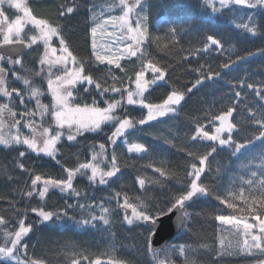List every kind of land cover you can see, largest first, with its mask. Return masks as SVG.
Returning a JSON list of instances; mask_svg holds the SVG:
<instances>
[{"label": "trees", "instance_id": "16d2710c", "mask_svg": "<svg viewBox=\"0 0 264 264\" xmlns=\"http://www.w3.org/2000/svg\"><path fill=\"white\" fill-rule=\"evenodd\" d=\"M105 1L25 0V3L37 19L62 30L60 36L76 58V65L84 68L82 75L92 77L102 88L122 89L131 85L130 81L139 71L137 60H124L120 68L100 64L93 58L90 48V9ZM68 7L74 9L73 13H67ZM213 7L217 11H213ZM145 9L149 33L144 42L143 57L165 73V81L146 90V102L160 104L170 92L179 91L185 94L181 105L174 113L142 126L138 121L146 116L145 109L136 105L127 108V118L134 120L136 125L126 133L125 139L128 143L142 144L145 151L141 155L126 153L124 144L104 138L103 130L84 132L74 141L62 138L57 143L55 159L34 153L26 145H0V220L3 221L0 223V241L5 229L19 228L23 220L24 226H30V231L22 238L20 253L29 262L93 264L99 260L100 264H112L113 261L118 264H259L264 261V254L239 253L238 247H228L230 243L236 244L239 236L215 217L249 216L248 205L243 200L230 201L237 204L233 210L221 204L217 197H227L230 192L239 197L241 187L248 195L249 186L244 181L253 179L251 172L258 173L257 181L264 178L259 175L264 141H253L233 156L234 145L232 148L221 147L210 140H193V137L198 126L211 134L217 123L212 122L214 117L229 107L234 108L230 121L237 126L233 133L235 141L245 143L258 135L260 129L251 123V118L252 113L259 115L264 110V100L256 95L257 89L264 94V7L232 3L210 6L207 0H145ZM0 10L4 11L9 23L19 15L4 2L0 4ZM61 12L65 15L61 16ZM247 14L251 19L246 22ZM244 24L254 27L255 33L239 27ZM172 29L176 30V41L172 40ZM208 35L221 40L225 51L213 45L205 50ZM60 36L52 38L56 48L61 46ZM28 37L22 32V39L28 43L19 58L20 64L10 63L6 57L0 60V68L6 72L5 87L9 91L16 90L10 99L0 94V104L7 103L16 113L14 118L5 114V126L8 131L14 130L11 125L20 121L16 127L22 137L28 136L24 124L30 121L35 125L34 121L38 120L39 110L36 99L31 98L32 89L41 93L42 105L47 103L44 79L36 75L44 72L40 63L43 49L39 42L31 43ZM193 52L196 54L192 55ZM237 56L245 59L228 69L222 67L230 60L236 61ZM196 68L201 71H194ZM209 71L220 75L209 80ZM201 76L204 80L196 85ZM24 79L29 80V85L24 84ZM95 83H77L74 103L86 105L95 101L97 106H103L105 101L110 102L117 96L109 91L101 97ZM247 84H253V89H248ZM236 92L241 93L239 98ZM21 96L23 104L20 103ZM26 112L34 115L22 116ZM213 148L216 151L207 157L205 171L198 180L210 194L197 195L185 202V223L181 232L164 250L152 253L149 249L152 230L142 221L127 224L120 205L127 198L138 210H149L155 216L167 213L175 199L189 190L193 177L188 173L192 171V164L199 166V158ZM101 151L103 155L94 163L99 164L102 171H108L115 156L119 169L115 176L107 178L106 184L101 185L98 178L95 182L89 181L91 172L87 170L73 180V188L79 196L55 188L50 189L43 199L38 192L27 195L32 191L31 180L36 175L45 179H67L65 169H76L80 164L92 161L93 154ZM20 152H25V156L21 157ZM256 194L259 195V191ZM101 207L109 209L105 214L109 224L105 225L100 219L84 223L93 216L100 217ZM33 208L58 213L59 218L53 216L51 220L43 221L32 211ZM0 264L14 263L0 260Z\"/></svg>", "mask_w": 264, "mask_h": 264}, {"label": "snow or ice", "instance_id": "6c2138e0", "mask_svg": "<svg viewBox=\"0 0 264 264\" xmlns=\"http://www.w3.org/2000/svg\"><path fill=\"white\" fill-rule=\"evenodd\" d=\"M4 0H0V4H2ZM222 6L232 3L236 5H248L249 7H256L257 4L264 5V0H255V3H250V0H219ZM208 3L211 6V0H208ZM8 4L10 7H13L20 12L23 13V16H17L10 23L8 21V17L5 15L3 10H0V33L3 34V43L4 45H16L23 43V40L20 39L21 32L24 29L25 24H32L40 33L38 37H32V43H36L37 39L42 40L45 44V54L41 58V65H63L65 71L62 76H56L55 80L49 78L48 90L53 97L52 104V116L54 118L56 124V130H54V134L49 131V128H43L42 132H37V128L33 123H25L24 127L30 128L32 135L23 136L19 132V128H17L16 133L12 134L11 132L5 134L3 131H0V145H4L5 147L16 144V145H26L28 149H30L34 153H43L45 156L52 157L55 159L57 153V142L61 140V138L65 135V130L67 131V140L74 141L77 136L83 135L86 131H96L101 128V125L107 122H112L117 120L118 118L114 115L116 109L121 106L120 100H114L111 103L107 104L106 108H100L95 106L85 105L84 107L80 106H70V97L73 95V88L77 83L81 85L84 82H87L89 85L94 84L95 81L90 76L82 75L84 71L83 66L76 68H68L69 60L73 63H77L76 58L69 51L68 46L65 44V40L62 36H60L61 29L59 27H52L47 21L37 19L32 12L28 8L25 0H8ZM121 9L120 16H109L107 19H100L99 23H96L94 27L91 28V35L93 37L92 48L93 55L97 62L103 64L105 61L109 66L115 65L117 68H120V61L125 56H136L140 51V46L144 43V41L148 38V25H147V17L142 16L140 11H142V0H119V4L116 5ZM74 9L72 7L67 8V13H73ZM213 11H217L215 7H213ZM61 16H64L65 13L61 12ZM135 17V24L132 23V18ZM97 17L94 15L93 20H96ZM111 26L114 31L111 33L107 32V28ZM246 29L250 33H255L254 27H249L247 24L240 25ZM120 32V36H116V33ZM172 40L176 41V30L172 29ZM100 36H112L115 37L117 48L116 52H111V54L101 55L98 51L96 37ZM53 36H60V55L56 56L57 49L51 48L49 41ZM124 41L123 49L119 47L120 42ZM207 42L204 44V49L207 50L209 45L215 46L220 51H225L221 40L215 38L212 35L207 36ZM49 51L51 52V56H49ZM264 51V50H262ZM120 53L117 55L116 53ZM196 53L193 52L192 55ZM249 55H253V53H249ZM4 56L0 55V60H3ZM245 59V57L237 56L236 61L230 60L229 63L223 64L222 67L228 69L232 64H235L238 61ZM10 63L20 64L21 61L19 59L15 61H11ZM196 72H200L201 68L194 69ZM147 72L152 73V80H147L145 78V74ZM5 75L6 72L3 68H0V94L4 97L11 98L12 93L16 92L15 89L9 91L5 87ZM36 75H41L40 72L36 73ZM218 72L213 73L209 71L207 79L211 80L214 77L219 76ZM19 78V77H18ZM204 77L201 76L199 80L196 81V85H200ZM165 81V73L164 71L156 67L155 64L149 62L142 64L141 70L136 72V78L134 81H130V83L135 84V88L130 89L126 88L123 91L127 92L126 103L127 105H136L143 109L147 110V114L144 118L138 121L139 125H145L146 123L157 120L158 118L165 117L170 113H174L176 108L181 105L184 100L185 94L179 91H172L168 94L167 98L164 99L163 103L154 104L151 102H146L145 92L152 85H156L158 82ZM24 84L29 85V80L24 79ZM194 85L193 87H195ZM253 84H247L248 89H253ZM96 91L102 97L107 92L119 93L122 90L116 87L102 88L101 84L95 83ZM86 92H89V89H85ZM189 92L192 91L191 88L188 89ZM17 95H20L18 92ZM41 93L38 89L33 88L31 92V98H35L37 102V108L42 109L40 111V115H43L48 112V107L42 105L39 96ZM236 97H240L241 93L236 92ZM256 95L259 96L261 100H264V94H261L260 90H256ZM20 103H24V99L21 96ZM96 102L94 101L93 104ZM264 109V106H262ZM251 111V109H249ZM234 112L233 107H229L227 111L221 112L220 115L215 116L212 121H219L218 126L214 127V131L210 134L207 131H204L202 127L198 126L196 129V136L193 137V140L197 138H202L204 140H210L214 143H218L221 147L227 146L228 148H232L234 145V151L232 155L235 156L240 152L241 149L248 147L253 141L260 140L264 141V110L261 111L259 115L257 113H252L251 123L255 124L259 127L260 131L258 135H254L251 140L245 141V143H239L233 139V133L236 130V125L230 121V117H232ZM7 114L9 117H15L16 113L9 108L7 103L0 104V130H2L5 126L4 116ZM34 115V113H24L22 116ZM21 122L16 121L11 125L12 128H16ZM136 122L130 119H122L119 120L118 125L115 128V131L112 133V136L109 137V140L112 143H115V137L121 136L125 133L126 130L132 129ZM225 135L227 138H225ZM100 149H104V145H100ZM129 152H142L144 151V146L142 144H132L128 147ZM216 149L213 148L204 156L199 158V166L195 163L192 164V171L188 173L189 177H193L191 179V183L188 186L189 190L180 195L175 199V203L168 209V212L171 213L174 210L180 211L184 208L185 202L191 200L194 196L197 195H207L210 194L208 189L198 183V180L201 178V174L205 171V164L207 157L215 152ZM103 155V151L97 154H93L92 161L87 163H82L76 169H65L67 172V179H53L51 177L45 179L41 175H36L31 180L32 191L27 193L28 196H31L33 193L38 191V194L41 199L45 197V194L49 191L50 188L59 189L61 192H69L73 193L76 196H79V192H76L73 188V180L74 177L79 174H85L87 170H90L91 175L88 176V180L95 182L97 178L99 179V183L104 185L107 183V178H111L116 175L119 169L116 167V158L113 156L112 158V167L111 170L102 171L99 167V164L94 163L98 159V156ZM191 155V154H190ZM20 156L24 157L25 152H20ZM251 163V162H250ZM23 168V165H20ZM242 167L247 168V165H243ZM160 171V169H157ZM257 172H251V177L253 179H249L244 181L248 187V195H245V189L243 187L240 188L239 197H237L234 193H228L227 197L218 196L221 204H226L227 208L235 210L237 208V204L235 202L236 199H241L243 202L248 205L247 211L249 213L248 217H237L235 215H217L215 219L220 222L223 226H229L234 230V234L242 237V242L237 241L236 244H229V248H236L243 251H247L248 253L258 252L260 254H264V178L257 181L255 177H257ZM163 175V172H161ZM259 175L264 177V156L261 157V166ZM241 180L243 178L241 177ZM38 182L42 187L38 188ZM141 185H143L144 181H140ZM259 184V188H256V185ZM259 191V195L256 192ZM119 195V194H117ZM71 207V205H69ZM81 208L84 206L81 205ZM121 208L125 210L127 213L128 209H131V215L125 214L124 220L127 224L132 225L134 222H144V225L154 229L153 236L158 235L160 231L163 229V222L160 220V216H164L167 219L165 213L161 212L159 216L153 215L149 210H138L137 206L129 203L127 198L122 205ZM32 211L36 213L43 221H49L56 216L59 218L58 213H53L50 211H45L43 208H33ZM102 215L100 217L93 216L91 220H86L84 223L90 224L92 221L100 219L103 221L105 225L109 224V220L106 218V213L109 212V209L101 207ZM251 221V222H250ZM3 221L0 220V223ZM30 231V226H24V221H20V227L14 233L6 232V238L10 239L11 247L4 246L0 247V257H12L15 258L17 264H40L39 261H24L20 260L14 249H17L19 245L22 243V238ZM26 252V248L24 249ZM181 253H183V249H181ZM73 264H76V261H73ZM93 264H100L99 260L93 262ZM112 264H118V262L113 261ZM261 264H264V261H261Z\"/></svg>", "mask_w": 264, "mask_h": 264}, {"label": "rangeland", "instance_id": "374dc122", "mask_svg": "<svg viewBox=\"0 0 264 264\" xmlns=\"http://www.w3.org/2000/svg\"><path fill=\"white\" fill-rule=\"evenodd\" d=\"M132 2H134V0H132ZM207 2H208V0H207ZM4 3H6L7 5H9L8 4V0H4ZM250 3H255V0H250ZM118 4H119V0H107L104 3L99 4L98 6L90 9L91 10L90 16H91V23H92L91 24V28L94 27L96 23H99L100 22V19H107L109 16H120L121 15V9L116 6ZM211 4L221 5L220 2H219V0H211ZM229 4H226V5H229ZM142 5H143V7H142V11H140V14L142 16H145L146 15L145 0H142ZM257 6H259L261 8L264 7V5H259V4H257ZM11 8L14 9L16 12H18L19 13V16H23V13L22 12H20L19 10L15 9L13 7H11ZM94 15L97 17L96 20H93V16ZM250 19H251L250 14H247L246 22L249 21ZM132 23H133V25L135 24V17L132 18ZM113 31H114V29L111 26H109L107 28V32L108 33H111ZM22 32H26L27 35H29L28 38L31 41V43H32V39H31L32 37H34V36L35 37H38L40 35L39 31L32 24H30V23L24 25V29H23ZM22 32H21V35H20V39L21 40H23L22 39ZM120 35H121L120 32H117L116 33V36H120ZM0 36H1L0 42H2L3 41V34L1 33ZM90 41H91V51H92V55H93V48H92L93 37L91 35V30H90ZM36 42H39L41 44V46H42V49H43L42 54H41V58H42L44 56L45 50H46L45 49V44H44V42L42 40H39V39H37ZM96 43H97L98 51H99V53L101 55L111 54V52H116L117 44H116L115 37L107 36V35L102 37V36H100L98 34L97 37H96ZM49 44H50V47L51 48L57 49L56 56H59L60 55L59 49H60L61 46L58 47V48L54 47L53 44H52V39L49 41ZM123 46H124V41H121L119 47L121 49H123ZM143 46H144V43L140 46V51L137 53L136 56H125L123 59H121V61L127 60L129 58H135L137 60V63L139 64V71H140L141 70V67H142V64L147 63L146 60H145V58L143 57V55H144ZM109 49H111V52L109 51ZM116 54L119 55L120 53L117 52ZM49 56H51V52L50 51H49ZM41 58H40V60H41ZM93 58L95 59V56L94 55H93ZM121 61H120V63H121ZM103 64L108 65L106 61ZM111 66H114L115 67V65H111ZM10 67L12 68V66H10ZM76 67H78L76 65V63H73L71 60H69L68 68H76ZM42 68H43L44 72L40 76L43 77L44 83H45V87H46L45 90L47 92L46 93L47 103L44 104V105L48 107V112H46L43 115V117L39 114L38 115V118H37L38 120L37 121H34V123H35V126L37 128V132L38 133L39 132H42L43 131V128H49V131L54 134V130H56V124H55L54 118L52 116L53 97H52L51 93L48 90V83H47V81H48L49 78L55 80V77L56 76H62L64 74L65 69H64L63 65H52L51 67H49V65H47V64L43 65ZM135 78H136V75H135ZM135 78H134V80H135ZM145 78L147 80H152V78H153L152 73L151 72H147L145 74ZM76 87H77V85L74 86V88H73V95H72V97L69 98L70 99V106L75 107V106L78 105L80 107H84L85 105H79V104L74 103V99L73 98L76 95L75 94L76 93L75 92ZM126 88H128V87L123 86V88L121 89L122 91L119 92V93H116L117 96L112 100V101H114V100H120L122 102L121 103V106L118 109H116L115 112H114V115L118 119L115 120V121H112V122H107V123L102 124L101 125V128L98 129V130H96V131H86V132H94V133H97V132H100V131L103 130V136H105L104 138H107L108 139L110 136H112V133L115 131V128H116V126L119 123V120H122V119L127 118V108L134 106V105H127V103H126L127 92L126 91H123ZM134 88H135V84L132 83V86H131L130 89H133L134 90ZM112 101H110L108 103H111ZM86 105L100 107V108H106L107 107V104H104L103 106H97L96 104H93V103L92 104H86ZM40 111H42V109H39V113H40ZM145 112L147 114V110L146 109H145ZM29 122H27V123H29ZM216 122H217L216 123V126H218L219 121H216ZM4 123L6 125V120L5 119H4ZM16 130H17V127L14 128V130H9L8 131V128L6 126H4V128L2 130H0V131H3L5 134H7L9 132H11L12 134H15L16 133ZM26 130H27V134L26 135L31 136L30 135L31 134V129L30 128H26ZM129 130L130 129L126 130L123 135L118 136V137H115L114 139L115 140H119V141H121L124 144L123 146L125 148L126 153H128L130 155H141L145 151V148H144V151L139 152V153L138 152H135V151H133V152H129L128 151V147L130 145H132V144H140V143H137V142H133V143L126 142L125 135H126V133ZM62 138H67V131L66 130H65V135ZM39 187H42V185H40L39 182H38V188ZM50 189H52V188H50ZM18 229L19 228H16L14 230L5 229L3 231L2 240L0 241V247H4V246L11 247L10 239L6 238L5 233L6 232L14 233ZM242 239L243 238L239 236V239L238 240L242 242ZM20 248H21V245H19L17 247V249H14V252L16 253V256L20 260H24L22 258L21 253H20ZM238 249H239V247H238ZM239 251H241V250L239 249ZM239 253H248V252L247 251H243V252L241 251ZM0 260L17 264L16 259L15 258H12V257H0ZM259 264H261V262Z\"/></svg>", "mask_w": 264, "mask_h": 264}, {"label": "water", "instance_id": "95a60500", "mask_svg": "<svg viewBox=\"0 0 264 264\" xmlns=\"http://www.w3.org/2000/svg\"><path fill=\"white\" fill-rule=\"evenodd\" d=\"M26 49V44L23 42L16 45H4L0 43V55L7 57L11 60L20 58ZM123 209V208H122ZM124 210V209H123ZM125 214L131 215V209L127 210ZM167 219L164 216H160V220L163 222V229L158 235L153 236L154 229L149 237V249L152 253L164 250L170 242L179 234L185 223L184 208L180 211L174 210L173 212L165 213Z\"/></svg>", "mask_w": 264, "mask_h": 264}]
</instances>
